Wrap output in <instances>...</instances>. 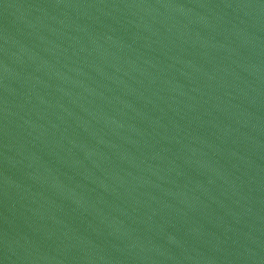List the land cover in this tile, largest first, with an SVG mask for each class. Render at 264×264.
Instances as JSON below:
<instances>
[{"label": "water", "instance_id": "water-1", "mask_svg": "<svg viewBox=\"0 0 264 264\" xmlns=\"http://www.w3.org/2000/svg\"><path fill=\"white\" fill-rule=\"evenodd\" d=\"M0 264H264V0H0Z\"/></svg>", "mask_w": 264, "mask_h": 264}]
</instances>
